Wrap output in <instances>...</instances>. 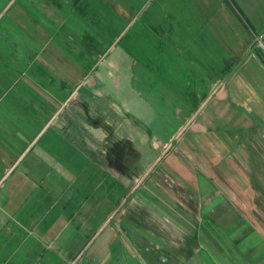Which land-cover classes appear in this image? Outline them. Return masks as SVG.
I'll list each match as a JSON object with an SVG mask.
<instances>
[{
    "label": "crops",
    "instance_id": "1",
    "mask_svg": "<svg viewBox=\"0 0 264 264\" xmlns=\"http://www.w3.org/2000/svg\"><path fill=\"white\" fill-rule=\"evenodd\" d=\"M124 17L159 43L161 91L185 120L176 137L210 162L200 193L242 200H162L157 170L90 153L105 143L97 113L132 117L121 73L131 88L135 66L148 71L111 55ZM65 25L80 34L57 37ZM263 40L264 0H0V264H264Z\"/></svg>",
    "mask_w": 264,
    "mask_h": 264
},
{
    "label": "rangeland",
    "instance_id": "2",
    "mask_svg": "<svg viewBox=\"0 0 264 264\" xmlns=\"http://www.w3.org/2000/svg\"><path fill=\"white\" fill-rule=\"evenodd\" d=\"M20 2L22 3V1H19L16 4V8H18ZM41 4L43 5L42 1ZM31 5L30 2L25 10H31ZM45 10L46 9H42V11ZM90 19L96 20V18L92 17H90ZM130 19L131 18L128 17L121 18V29L124 30V28H126L121 34L120 43L115 45L117 47L111 55L116 56V53L120 52L121 55L124 56L126 55L124 52L128 51L140 62L144 63L146 61L148 64V71L144 70L143 64H137L134 70L135 78L132 77L131 80L133 81V86H131V88L128 87V80L125 78V73H121L120 76L123 81H120L122 85L118 93V95L121 94V97L117 99L118 105L122 112L127 109V111L132 114V117H130V122L127 123L126 121H128V118L126 119L124 114L118 115L116 112H113L110 116L102 115L104 116L103 118L97 113L96 118L98 120L100 118V121L104 120V128L98 129V132L102 135V138L104 137L105 143L99 144L98 147L96 146V150H90L89 148V151H91L90 153L94 151H96V153H101V148H105L109 155H113L111 153L117 152L121 154L122 157L126 158V163H122L126 165V170L132 174L135 173V171L137 175L144 174L147 167H149V169L152 168L154 172L157 170L154 177L151 179V184L154 191L158 192L162 200L167 199L165 195L168 197V200L172 201L187 199L215 200L216 198H223L226 195L232 196L234 200H242L243 198L240 193H220L216 192V190L213 191V193H206V196H204V193H200L203 191L201 188L203 185H208V183L212 184L208 182L211 181L212 178L205 176L202 170L204 169L202 167L207 168L210 162L198 160L200 156V154H198V147H194L192 142L181 144L182 142L178 141L176 135L180 132V127L184 124L185 120L182 112L177 111L179 99L171 93L169 94L171 98H165L161 91L160 59L156 62L159 53L155 49V46L159 43L152 35L146 33V35L142 36L143 38L137 37V39L134 29L131 30L130 25L128 26ZM142 20L144 21L145 17H142ZM82 24L84 26L82 35L84 38L91 40L93 36H95L93 32L95 28L89 26L91 23H87L86 21H83ZM55 29L58 30V28L53 27V30ZM70 29L71 26L65 25L63 29L56 33V36L59 37L60 34L63 36L65 32H75ZM77 33L79 32H75V34ZM109 34L111 33L99 34V36L104 38L105 47L111 42L110 37H112L113 34L110 36ZM249 36L250 40L254 37L253 33L250 32ZM149 38L150 40H148ZM76 43L78 42L76 41ZM254 49L255 52L259 53V57L264 64V48L256 44ZM125 101L127 103H125ZM134 116L136 118H134ZM108 117L111 118V122L109 123L107 122ZM150 132L152 136H154V139L170 140V138H174L168 143L163 142L158 145L154 143L151 145V142L154 140L152 141L150 139ZM186 137L188 139V135ZM129 142L132 143L130 144ZM119 154L117 155L118 157H120ZM224 163L225 162L222 163V166ZM211 164L215 166L216 162H211ZM232 164L240 167L236 162H232ZM161 165L165 171L162 170ZM217 166H219V164ZM236 170L239 171V169ZM234 179L237 183L244 184V176ZM143 180L141 181V177H138L137 184H143ZM217 180L219 184L225 181V179L221 177H217ZM183 194L186 196L185 199H183ZM199 196H201V198ZM234 211L239 213L242 212L238 208ZM234 218L233 223L235 221ZM234 228H236L235 225Z\"/></svg>",
    "mask_w": 264,
    "mask_h": 264
},
{
    "label": "built area",
    "instance_id": "3",
    "mask_svg": "<svg viewBox=\"0 0 264 264\" xmlns=\"http://www.w3.org/2000/svg\"><path fill=\"white\" fill-rule=\"evenodd\" d=\"M69 264H81V263H79L78 261H72V262L69 263Z\"/></svg>",
    "mask_w": 264,
    "mask_h": 264
}]
</instances>
